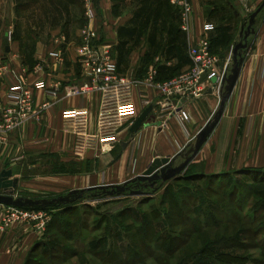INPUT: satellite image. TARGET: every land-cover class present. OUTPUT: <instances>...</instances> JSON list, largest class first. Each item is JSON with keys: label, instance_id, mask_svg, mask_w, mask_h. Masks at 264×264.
Segmentation results:
<instances>
[{"label": "rangeland", "instance_id": "1", "mask_svg": "<svg viewBox=\"0 0 264 264\" xmlns=\"http://www.w3.org/2000/svg\"><path fill=\"white\" fill-rule=\"evenodd\" d=\"M8 2L11 4V0ZM19 2L24 3L22 8L32 4L31 0ZM194 2L205 24L215 28L211 35L214 52L219 57L221 72L227 68L226 78L234 68V50L238 44H248L240 50L241 71L252 58L256 60L264 55V9L245 40L251 16L263 1L259 5L257 0ZM8 33L10 39L11 32ZM256 67L264 69V61L258 59ZM181 68L174 73H179ZM169 73L174 75L172 71ZM228 87L224 80L210 99L203 96L205 101L195 106L200 121L187 124L191 136L178 149L183 156L178 155L176 165L193 155L200 129L215 120ZM239 95L238 89L237 101L231 103L229 111L227 107L224 110V124L212 132L188 164L182 179L159 182L149 196L124 194L101 198L85 191L83 202L28 209L43 213L45 229L25 247L30 249L23 264H264V124L243 121L240 135H232L242 122L244 100L239 101ZM250 100L248 94L245 99L248 107ZM191 118L190 115L184 122ZM152 161L141 155L137 162L141 165L139 174ZM85 170L75 162L64 164L58 158L46 156L38 169H25L26 179L19 181L14 195L36 199L67 195L75 184L66 183L69 177L61 179L62 175ZM101 173L102 184L122 183L134 177L129 174L118 179ZM83 185H91L89 177ZM121 212L125 214L119 217ZM34 223L27 225L37 229ZM21 225L15 223L4 232ZM21 235L14 236V245L23 240ZM24 254L20 250L16 256L23 258Z\"/></svg>", "mask_w": 264, "mask_h": 264}, {"label": "crops", "instance_id": "2", "mask_svg": "<svg viewBox=\"0 0 264 264\" xmlns=\"http://www.w3.org/2000/svg\"><path fill=\"white\" fill-rule=\"evenodd\" d=\"M8 1L4 4L0 0V107L8 105L9 88L13 84L32 87L36 109L49 100L44 90L35 88L37 80L45 79L49 84L60 81L62 87L57 98L50 100L51 105L42 110L39 120H30L12 132L6 143L0 144V173L4 169L12 170V178L19 184L26 179L25 169H38L48 156L64 164L82 165L86 169L84 173L62 175L61 179L69 177L66 183L75 184L72 189H84L100 185L101 172H113L108 177L118 179L138 175L141 165L137 162L141 155L154 160L179 153L183 140L191 136L187 124L200 121L195 106L205 101L202 97L184 101V109L192 117L189 122L172 114L166 127L153 122L135 134H124L117 142L118 128L133 118L132 105L139 108L135 86L129 84L104 94H69L71 89L89 80L75 52V47L83 42L82 29L87 22L84 0H31L32 4L26 8L21 7L24 3L19 0H11V4ZM262 1L257 0L256 4ZM197 5V25L202 28L205 21ZM94 6L96 18L90 24L96 33L93 43L111 47L121 76L143 79L156 67L157 77L165 80L190 67L187 38L180 32V19L170 0H95ZM9 31L7 51L4 40ZM54 52H59V57L51 55ZM40 55L48 57V65L43 68L38 67ZM263 56L252 58L242 69L226 104L229 111L231 103L237 101L235 95L239 89V101L244 102L240 112L242 122L232 132L235 137L240 135L243 121L264 124V69L256 67L258 59L264 61ZM179 68L181 71L175 74ZM248 94L249 107L245 103ZM205 96L210 99L211 93ZM160 101L155 99V113L160 109ZM224 114L214 132L224 124ZM86 176L91 184L88 187L83 185ZM42 233L27 224L6 232L0 230V264H23L30 249L25 247ZM18 234L24 236L23 240L14 245V236ZM20 250L25 252L23 258L16 256Z\"/></svg>", "mask_w": 264, "mask_h": 264}, {"label": "built area", "instance_id": "3", "mask_svg": "<svg viewBox=\"0 0 264 264\" xmlns=\"http://www.w3.org/2000/svg\"><path fill=\"white\" fill-rule=\"evenodd\" d=\"M105 1V0H98ZM180 19V30L185 34L188 44V56L191 65L188 69L172 78L160 80L158 69L155 67L147 76L139 80H131L121 76L118 64L108 45H95L96 36L90 24L96 18L95 0H84L87 22L82 29L83 42L75 47L79 62L85 67L89 80L70 90V95H87L90 93L104 94L113 89H120L132 84L137 90L138 105H132L133 118L130 123L118 128L116 139L120 141L130 129L138 116L150 105H155V99H161L160 109L154 114L158 127H166L167 119L172 114L178 115L183 121L190 119V114L184 109V100L201 98L208 94V90L220 89L225 80V68L221 72L219 57L214 52L212 33L214 26L205 24L202 28L197 25L198 12L194 0H170ZM51 55L59 57V52ZM48 65V57L39 56L38 67ZM216 78V83L213 79ZM62 82L49 84L45 79H39L35 88L44 90L48 101L36 109L32 87L25 84H13L9 88V99L6 107H0V144L7 142L9 135L30 120H39L42 110L48 108L57 98ZM34 225L39 231L45 229V218L42 212L28 210L7 205H0V230L14 226L15 223ZM31 224V223H30Z\"/></svg>", "mask_w": 264, "mask_h": 264}, {"label": "water", "instance_id": "4", "mask_svg": "<svg viewBox=\"0 0 264 264\" xmlns=\"http://www.w3.org/2000/svg\"><path fill=\"white\" fill-rule=\"evenodd\" d=\"M264 9V0L258 7V9L252 14L251 20H250V26H249V32L246 33L245 40L247 41L250 33V29L255 23L256 17L261 13V11ZM4 43L6 45V50L9 51V33L6 34ZM248 47L247 42L246 43H240L236 46L234 50V68L232 69V73L225 78V82L229 84L228 91L226 95L223 97L220 103L219 111L215 117V120L213 122L208 123L204 128L201 129V131L198 133L197 137V143L195 147V151L192 156L188 157L185 162L176 165L177 157L178 155L182 153H178L174 156H168V157H157L155 158L152 163L148 166V168L142 173L138 174L123 183H112V184H100L96 186H90L88 188L84 189H73L71 190L67 195H61L58 197H54L52 199H36L31 197H16L14 195V190L17 187L18 181L16 179H13V171L10 169H4L0 173V205H7L17 208H25V207H48L52 205H63V204H73L77 201L83 202V194L85 191H92V190H108L110 195H114V193H117L119 195H122L126 189L127 186L130 183H137L141 185L142 188H155V186L161 182L165 183L167 181H170L172 179H180L182 177L183 172L186 170L188 164L192 161L194 157L197 156V154L200 152L201 148L205 145V143L208 141L210 135L218 125L227 101L230 99V97L233 94V91L235 89V86L238 82V79L240 77L241 73V63L242 60L239 59L241 56L240 50L245 49ZM217 79L214 78L213 82L216 83ZM213 90L210 88L208 90V93H212ZM185 101V100H184ZM154 105H150L148 108L143 110V112L138 116V118L133 123L130 132L132 134L137 133L144 125L152 124L156 121V115L153 113L154 111ZM150 192H145L143 189H133L130 191L131 195H148Z\"/></svg>", "mask_w": 264, "mask_h": 264}, {"label": "flooded vegetation", "instance_id": "5", "mask_svg": "<svg viewBox=\"0 0 264 264\" xmlns=\"http://www.w3.org/2000/svg\"><path fill=\"white\" fill-rule=\"evenodd\" d=\"M158 185V184H157ZM156 185V186H157ZM155 186V187H156ZM133 189H143L145 192H150V190H152L153 188H150V187H148V188H142L141 187V185H139V184H137V183H130L128 186H127V189H126V191L122 194V195H124V194H130V191L131 190H133ZM111 189H108V190H99V189H96V191H97V193H93V195H94V197H101V198H103V197H116V196H121V195H119V194H117V193H114V195H110L109 194V191H110ZM83 200H85V193L83 194ZM80 202V201H79ZM74 204V203H73ZM69 205H71V204H69Z\"/></svg>", "mask_w": 264, "mask_h": 264}, {"label": "trees", "instance_id": "6", "mask_svg": "<svg viewBox=\"0 0 264 264\" xmlns=\"http://www.w3.org/2000/svg\"><path fill=\"white\" fill-rule=\"evenodd\" d=\"M174 8V7H173ZM180 29V28H179ZM180 32H181V30H180ZM212 42H213V46H214V38H212ZM214 48V47H213ZM183 177H181L180 179H182ZM180 179H175L176 181L177 180H180ZM91 192V194H92V196H94L93 195V193H97V191L96 190H92V191H90ZM65 205H69V204H65ZM53 206H60V205H52V207ZM42 207H25L24 209H41ZM46 208V207H45ZM125 214V212H121V213H119V217H122L123 215Z\"/></svg>", "mask_w": 264, "mask_h": 264}]
</instances>
